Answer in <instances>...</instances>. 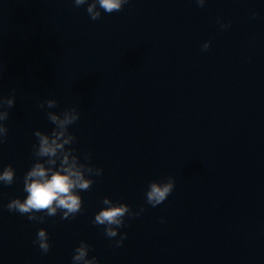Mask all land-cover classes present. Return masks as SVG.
Listing matches in <instances>:
<instances>
[{
  "label": "clouds",
  "instance_id": "9594fccd",
  "mask_svg": "<svg viewBox=\"0 0 264 264\" xmlns=\"http://www.w3.org/2000/svg\"><path fill=\"white\" fill-rule=\"evenodd\" d=\"M129 0H73L76 7L87 4L86 12L91 20L101 18V10L111 14L120 12ZM199 7H204L206 0H195ZM222 29L229 27L228 24L218 20ZM211 46L210 41H205L201 51H207ZM2 76V73H0ZM15 105V93L0 97V144L6 142L9 128L4 123L9 119V110ZM39 109H55L58 107L56 99H45L37 106ZM48 121L53 125L50 132L36 129L34 136L36 143L33 144L34 162L25 173L24 199L16 197L6 205L8 211L17 212L27 216L29 221L44 223L47 217H55L58 212L62 213L61 219L74 218L81 212L83 200L82 191L91 189L94 179L103 174V169L95 167L91 163H82L76 150L72 147L76 143V136L70 131V126L80 119V112L75 106L64 108L60 112L47 111ZM85 160L90 161L91 156L86 154ZM15 169L9 164L0 171V184L11 186L15 181ZM175 188V178L172 176L163 180H153L148 184L145 193L146 203L157 207L167 200ZM102 207L94 217V225L103 226L104 234L108 238H120L115 241V246L123 244L127 233L120 234L119 230L125 226L126 217H137L143 211H133L127 203L114 202L109 197H104ZM39 249L47 254L51 244L49 234L45 228H40L36 239L33 241ZM91 246L86 241H81L74 249L72 264H100L95 257H89Z\"/></svg>",
  "mask_w": 264,
  "mask_h": 264
}]
</instances>
